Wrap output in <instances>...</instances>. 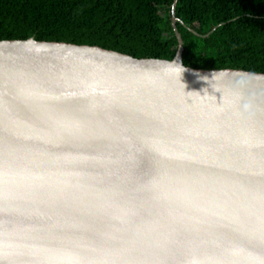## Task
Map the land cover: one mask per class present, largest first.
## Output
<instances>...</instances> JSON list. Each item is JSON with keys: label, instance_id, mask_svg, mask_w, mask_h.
Returning a JSON list of instances; mask_svg holds the SVG:
<instances>
[{"label": "water", "instance_id": "95a60500", "mask_svg": "<svg viewBox=\"0 0 264 264\" xmlns=\"http://www.w3.org/2000/svg\"><path fill=\"white\" fill-rule=\"evenodd\" d=\"M176 3L171 61L0 41V264H264V75L185 67Z\"/></svg>", "mask_w": 264, "mask_h": 264}, {"label": "trees", "instance_id": "16d2710c", "mask_svg": "<svg viewBox=\"0 0 264 264\" xmlns=\"http://www.w3.org/2000/svg\"><path fill=\"white\" fill-rule=\"evenodd\" d=\"M172 3L0 0V41L68 43L171 61L178 49ZM175 18L185 67L264 75V0H177Z\"/></svg>", "mask_w": 264, "mask_h": 264}, {"label": "clouds", "instance_id": "9594fccd", "mask_svg": "<svg viewBox=\"0 0 264 264\" xmlns=\"http://www.w3.org/2000/svg\"><path fill=\"white\" fill-rule=\"evenodd\" d=\"M173 70H174V72H175L177 75H179V74H181V73L187 71L188 69H186V68H184V67H182V66H180V65L178 64V65H176V66L174 67ZM197 76H198L199 79H201V80H203V81H205V82H207V83H209V84H212L213 81L215 80V73L212 74V79H211V80L208 78V76H199V74H197ZM206 91H207V90L205 89V92H206ZM197 94H199V93H197Z\"/></svg>", "mask_w": 264, "mask_h": 264}]
</instances>
